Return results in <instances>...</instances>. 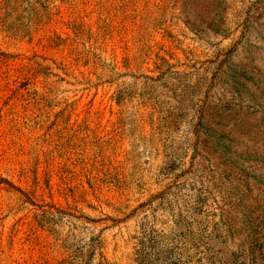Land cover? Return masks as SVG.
Here are the masks:
<instances>
[{
	"label": "rangeland",
	"instance_id": "rangeland-1",
	"mask_svg": "<svg viewBox=\"0 0 264 264\" xmlns=\"http://www.w3.org/2000/svg\"><path fill=\"white\" fill-rule=\"evenodd\" d=\"M0 264H264V0H0Z\"/></svg>",
	"mask_w": 264,
	"mask_h": 264
}]
</instances>
